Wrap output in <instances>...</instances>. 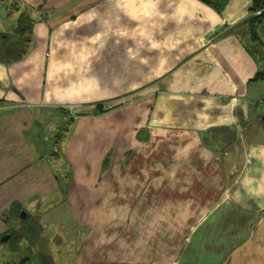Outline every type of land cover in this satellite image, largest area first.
<instances>
[{"label": "crops", "instance_id": "1", "mask_svg": "<svg viewBox=\"0 0 264 264\" xmlns=\"http://www.w3.org/2000/svg\"><path fill=\"white\" fill-rule=\"evenodd\" d=\"M13 1L6 25L0 4V47L18 56L0 60V264L21 245V263L43 248L52 264H264L252 0L220 13L199 0ZM21 6H36L30 41ZM121 11L147 28L146 60L133 44L108 57L106 29L97 50L74 44ZM73 218L82 240L57 233Z\"/></svg>", "mask_w": 264, "mask_h": 264}, {"label": "rangeland", "instance_id": "2", "mask_svg": "<svg viewBox=\"0 0 264 264\" xmlns=\"http://www.w3.org/2000/svg\"><path fill=\"white\" fill-rule=\"evenodd\" d=\"M9 3H8V2ZM0 0V4H5L4 7H5V13H11V9H19V5L18 3H14L13 0ZM9 5V6H8ZM17 5V6H16ZM0 7H3V6H0ZM10 8V9H9ZM21 9H24L27 11V13L30 15V12L32 11V9L36 10V6H27V7H24V6H21L20 7ZM123 15L121 16H118V21L120 22H117L116 20L115 21H106V24H103L101 25V19L100 20H92V27L90 29H92L91 31L93 32L92 33V37L90 38L89 36L88 37H82V38H79L77 39L76 42H74V44L78 45L79 47H85L87 48L88 45H91L93 48L92 50H97L98 49V45L100 44H105V41L103 39V37H101V34L99 33V30L100 29H106L109 33L107 39H106V42H107V48L109 50V53H107V56L110 57L112 54H114V52H110L112 50H114L115 48H112L113 46H116V45H121V44H124V48L126 49H130V47H128V45H135L136 48V52L139 54H136L134 52V54L136 56L139 57V61H144L146 60L148 54H143V48H145L147 51H148V48L151 47L148 45V42H147V38L149 37V34H148V31H147V28H143L142 26L139 28L136 27V24L134 21L132 20H128V12L127 11H121ZM13 14H10L6 20L3 23V25H6V24H9V22H11L13 20V18L17 17V15H15V12H12ZM123 18V19H122ZM104 20V19H103ZM1 23V24H2ZM105 23V22H104ZM124 24V25H118V24ZM81 27H83V25H81ZM76 28H80L79 26H77ZM84 31V30H82ZM113 31V32H111ZM86 33H88L87 31H85ZM257 33H258V37L259 39H261L262 41H264V30L261 28V27H258L257 28ZM29 33H25V35L27 36L28 38V35ZM124 35L125 37L124 40H120L119 38L121 37V35ZM24 35V37H25ZM152 39V38H150ZM27 41H30L29 39H27ZM30 42H28L29 44ZM135 43H139V49L137 48L138 46L135 44ZM262 43V42H261ZM264 45V43H263ZM153 46V45H152ZM132 50V49H131ZM92 54H95V52L93 51ZM87 55V54H86ZM146 58V59H145ZM136 87H139L137 85H124L123 88H124V94L129 92V91H132L134 88ZM147 92V91H146ZM131 99V97L129 98ZM125 103H127V101H124ZM250 103L255 105L254 103H252V99H250ZM257 107V106H256ZM69 115V119H71V113L68 114ZM75 116H78V113L75 114ZM74 119V117L72 118ZM119 193V192H118ZM79 215V214H78ZM64 220V219H63ZM62 220V221H63ZM74 221H71V219H69V222H68V227H62V221H61V225L58 224V223H55V226L59 227L60 229L57 230V233L59 234L60 237H70L72 238L74 236V238H78L79 240H82L84 238V236H86V228L83 226V224H80L79 223V219L77 218L76 220L73 218ZM110 226V225H109ZM74 231V232H73ZM10 246V245H9ZM22 249H24V251H15L13 253V255H11V257L9 258V260L7 261L6 264H38V259L41 257V259H44L46 256H45V253H47L46 251H44V249L42 248L39 252H32L31 256L29 259H27V261L21 263L19 262L20 259L26 254V249L24 248L25 246L21 245ZM28 254V252H27ZM29 255V254H28ZM45 264H52L51 261L49 259H46L44 260ZM74 261H67V262H64V264H73ZM116 262H110V261H105V260H102L100 262H97V264H115ZM57 264H61L60 262H57ZM133 264H140V263H133ZM142 264H153V262H143Z\"/></svg>", "mask_w": 264, "mask_h": 264}, {"label": "trees", "instance_id": "3", "mask_svg": "<svg viewBox=\"0 0 264 264\" xmlns=\"http://www.w3.org/2000/svg\"><path fill=\"white\" fill-rule=\"evenodd\" d=\"M199 1L213 7L216 11H218L220 13L223 10V8L225 7L228 0H199ZM263 5H264V0H252V4L250 7L251 15H250L249 19H250V24L253 27H256V24L260 23L263 20L264 12H261L258 15H252V13ZM15 10H17V9H15ZM27 14H28L27 12H22L17 19L18 27H17L16 32L19 34L22 33V38L24 37V33H26V32L28 33L31 29L32 21L29 19V16ZM25 25L27 27V30H24ZM20 29H22V31H20ZM253 36H256L258 38V35L255 32V30L253 32ZM3 43L7 44L8 41H4ZM8 49L0 47V60L1 61H5V62L8 61L9 62L12 58L18 57L17 52H14V51L12 52L11 50H8ZM6 50H8V51H6ZM261 63L264 65V59H262ZM257 79H264V69L262 71H258L257 74L253 77V80H257ZM98 105H100V104H98ZM44 262H43V264H45Z\"/></svg>", "mask_w": 264, "mask_h": 264}, {"label": "built area", "instance_id": "4", "mask_svg": "<svg viewBox=\"0 0 264 264\" xmlns=\"http://www.w3.org/2000/svg\"><path fill=\"white\" fill-rule=\"evenodd\" d=\"M261 12H264V5L261 6L260 8H258L256 11H254L252 13V15H258ZM252 103L256 104V106L264 111V95H260L258 98L256 99H252ZM71 109V106H70Z\"/></svg>", "mask_w": 264, "mask_h": 264}, {"label": "flooded vegetation", "instance_id": "5", "mask_svg": "<svg viewBox=\"0 0 264 264\" xmlns=\"http://www.w3.org/2000/svg\"><path fill=\"white\" fill-rule=\"evenodd\" d=\"M7 41H8V43L4 45V46H5L4 48H5V49H8V48L11 49V48H12V44H13V42H12V40H9V39H8ZM13 47H14V46H13ZM9 49H8V50H9ZM6 51H7V50H6Z\"/></svg>", "mask_w": 264, "mask_h": 264}]
</instances>
